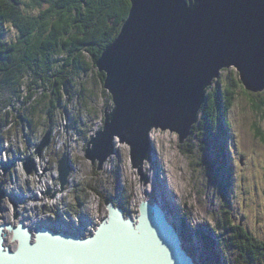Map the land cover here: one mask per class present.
<instances>
[{
  "label": "rangeland",
  "instance_id": "1",
  "mask_svg": "<svg viewBox=\"0 0 264 264\" xmlns=\"http://www.w3.org/2000/svg\"><path fill=\"white\" fill-rule=\"evenodd\" d=\"M238 77L235 67L223 69L220 82L215 78L209 90L212 94L218 88L225 93L230 90L225 97L234 96L231 105L227 99L221 104L223 110L217 108L218 105L212 108V114L221 118L220 113L228 107L227 114L231 119L229 135H226L229 151L226 163L232 166L231 205L222 198V192H227L228 172L226 164L221 162V146L227 137L216 134L218 131L212 135L206 129L201 123L204 110L199 114V128L197 126L194 131L196 123L194 132L184 142L180 141L179 133L170 129L152 131L154 150L144 163L147 181L133 167L131 148L126 142L117 140L118 152L108 156L103 165L100 166L98 161L93 163L86 156L87 144L103 128L104 109L110 106L104 107L108 97L99 73L92 71L87 78L76 81L69 100L63 98L67 111L57 110L51 124L46 123L45 118L49 115L44 112L39 118L44 124L33 131L26 122L19 124L13 135L5 134L8 127L0 128L5 134L0 145H8L3 152L0 150V184L4 195L0 204V223H6L3 229L7 224L16 225L25 216L28 221L24 222L34 223V228L45 224L90 233L96 229V224L86 221L95 218L100 223L108 215L104 196L112 194L116 201H123L126 212L132 216L139 213L140 204L147 197L166 207L171 218H183L182 225L177 223L185 235V245L202 264H245L238 260L237 254L241 251L235 233L224 228V212L231 210L233 224L243 223L264 241V110L255 106L256 101L250 96L252 91L242 82L241 85L236 82ZM261 94L264 95V90ZM49 130L50 143L39 153ZM260 131L262 135H259ZM63 155L67 156L72 169L65 184L58 178V161ZM28 159L33 160L28 165L30 172L25 169ZM9 193H13L15 200H11ZM18 198L24 202H19ZM3 216L7 221H1ZM15 217H19V221H12ZM9 229L8 241L11 243H8L14 247L17 242ZM191 232L196 233L195 237ZM205 235L224 242L222 247L227 254L222 255L223 261L218 257L220 248Z\"/></svg>",
  "mask_w": 264,
  "mask_h": 264
},
{
  "label": "water",
  "instance_id": "2",
  "mask_svg": "<svg viewBox=\"0 0 264 264\" xmlns=\"http://www.w3.org/2000/svg\"><path fill=\"white\" fill-rule=\"evenodd\" d=\"M130 1L119 34L96 61L112 106L104 109L103 128L91 137L86 156L101 166L118 152L117 140L126 142L133 167L147 181L144 163L153 154L152 131L170 129L184 142L223 69L235 67L246 89L264 90V0ZM50 135V130L45 133L39 153ZM32 162L25 163L28 172ZM58 162V178L65 184L72 169L66 155ZM3 196L0 184V204ZM107 205L108 215L87 236L47 226L31 231L20 221L8 225L18 240L12 247L4 244L5 225L0 224V264H129L132 250L140 264H148L153 257L143 245L148 241L145 224L166 254L156 242L158 258L196 264L176 219L160 202L144 199L135 216L112 202Z\"/></svg>",
  "mask_w": 264,
  "mask_h": 264
},
{
  "label": "trees",
  "instance_id": "3",
  "mask_svg": "<svg viewBox=\"0 0 264 264\" xmlns=\"http://www.w3.org/2000/svg\"><path fill=\"white\" fill-rule=\"evenodd\" d=\"M130 8V0H0V128L8 127L6 135H13L24 122L31 131L42 126L44 123L39 118L44 112L49 115L45 118L46 123L51 124L57 110L67 111L63 98L69 100L76 81L87 78L92 71L99 73L103 83L105 74L98 70L96 61L119 34ZM67 81L68 93L64 89ZM236 82L241 83L239 77ZM210 88L201 110L205 112L201 123L212 135L217 131L216 134L229 135L228 107L220 113L221 118L212 114V108L218 105L217 108L223 110L221 104L227 99L231 105L234 96L225 97L230 90L225 93L219 88L212 94ZM103 89L108 97L104 107L112 106L111 95ZM250 94L256 101L255 106L264 110V95L254 91ZM197 126L199 128L198 123L194 131ZM5 134L0 131L1 139ZM259 135H262L261 131ZM221 152V162L226 164L228 172L227 192H222V198L231 205L232 166L226 163L229 156L226 142L222 144ZM114 198L109 194L103 201L108 204L114 200L125 207L123 201ZM224 214V228L235 233L241 251L237 254L238 260L245 264H264V241L242 223L233 224L231 210ZM211 240L220 248L219 259L226 256L227 250L222 247L224 242Z\"/></svg>",
  "mask_w": 264,
  "mask_h": 264
},
{
  "label": "bare ground",
  "instance_id": "4",
  "mask_svg": "<svg viewBox=\"0 0 264 264\" xmlns=\"http://www.w3.org/2000/svg\"><path fill=\"white\" fill-rule=\"evenodd\" d=\"M240 78V77H239ZM196 129V128H195ZM153 134V133H152ZM50 137H51V135H50ZM154 137V136H153ZM227 140H228V137H227ZM225 142H227L226 140H225ZM7 147H8V145H3V144H1L0 145V150H6L7 149ZM2 164V163H1ZM27 170V169H26ZM19 181V180H18ZM51 181V180H50ZM63 188H65V186L63 187ZM124 190V189H123ZM125 191V190H124ZM123 191V192H124ZM97 194V193H96ZM85 195V194H84ZM16 196V195H15ZM9 197L11 198V200L13 201V199L15 198L14 196H13V193H9ZM40 198V197H39ZM19 199V198H18ZM146 199H148L147 197L145 198V200ZM15 200V199H14ZM150 202H152L150 199H148ZM19 202H24V200L22 199H19ZM113 204H115L113 201H111ZM158 202V201H157ZM26 203V202H25ZM90 204V203H89ZM161 204V203H160ZM7 205V204H6ZM117 206H120V205H117ZM97 207V206H96ZM166 208V207H165ZM28 210V209H27ZM139 211H140V208H139ZM2 212V211H1ZM24 217V216H23ZM18 218L19 217H15V218H13L12 219V221H17L18 220ZM105 218V217H104ZM7 218H6V216H3V220H1V221H5ZM23 219L24 218H21V220L20 221H23ZM172 219V218H171ZM175 219H177V218H175ZM103 220V219H102ZM19 221V220H18ZM19 221V222H20ZM89 221H90V223L91 224H93V225H95L96 226V228H97V226L99 225V222L95 219V218H91L90 220H88V221H86L87 223H89ZM177 221V220H176ZM182 221H184L183 220V218H180V219H178V223H179V225H180V223L182 224ZM24 222V221H23ZM74 224V223H73ZM27 225V224H26ZM33 225H34V223H33ZM186 225L187 226H189V228L191 227L190 225H189V222L187 221V223H186ZM186 225H183L184 226V228H185V226ZM28 226V225H27ZM38 226H40V224H38ZM38 226H37V228H38ZM186 226V227H187ZM7 227H8V225H7ZM5 228V229H3L2 230V232H1V234H2V237L4 238V244L7 246V245H9V243H11V242H9L8 241V239H9V237H8V235H9V231H8V228ZM149 224H145L144 225V230L146 229V231H147V234H148V236H147V234L146 233H144V237L146 236V238H148V241H146L145 239V243H143V245L145 246V244H146V246H147V251L149 252V254H150V256H152L153 258H152V261H151V263H148V264H172V261L167 257V259H160V258H158L157 256H156V248H155V244H156V242H157V244H158V241H157V239H156V236H154V234L152 233V232H149L148 231V229H149ZM228 227V226H227ZM28 228H29V230H31V231H36L37 230V228H34V226H33V228L32 227H30V226H28ZM188 228V227H187ZM188 228V229H189ZM9 230H11V229H9ZM12 231V233H13V230H11ZM68 232H71V231H68ZM81 232H85V230H81ZM81 232H78V233H81ZM224 232V231H223ZM76 233H77V231H76ZM87 233H89V231L88 232H85V234L84 233H82V234H84V235H91L90 233L89 234H87ZM93 233V232H92ZM142 236V235H141ZM184 234H182V237L184 238ZM17 243H16V245L18 244V240H15ZM9 242V243H8ZM147 242V243H146ZM256 244V243H255ZM12 246V245H11ZM157 248H159V250L162 252V254L164 255V256H166V254H164V251L162 250V245L161 244H158V246H157ZM141 249H139V251H140ZM224 252V251H223ZM191 253V252H190ZM137 255H138V252L137 251H131L130 252V256H129V259H128V261H129V264H140L139 262H138V257H137ZM168 256V255H167ZM237 258V257H236ZM235 258V259H236ZM195 263L196 264H200V260H199V258H196L195 259ZM99 264H103V262H101V263H99ZM142 264V263H141ZM145 264H147V263H145Z\"/></svg>",
  "mask_w": 264,
  "mask_h": 264
},
{
  "label": "flooded vegetation",
  "instance_id": "5",
  "mask_svg": "<svg viewBox=\"0 0 264 264\" xmlns=\"http://www.w3.org/2000/svg\"><path fill=\"white\" fill-rule=\"evenodd\" d=\"M49 190H51V189H49ZM40 197V196H39ZM38 197V198H39ZM125 210H126V208L125 207H123ZM5 221H7V219L5 220ZM23 221H28V219H27V217H25L24 216V219H23ZM1 224V223H0ZM6 223H4V225H5ZM25 224H26V222H25ZM243 224V223H242ZM7 225H9V224H7ZM28 226H30V227H33V223L32 224H27Z\"/></svg>",
  "mask_w": 264,
  "mask_h": 264
}]
</instances>
